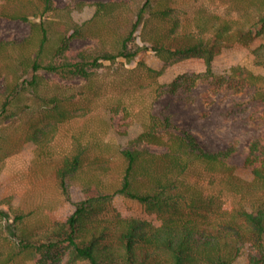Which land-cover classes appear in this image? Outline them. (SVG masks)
Segmentation results:
<instances>
[{"label":"trees","instance_id":"obj_1","mask_svg":"<svg viewBox=\"0 0 264 264\" xmlns=\"http://www.w3.org/2000/svg\"><path fill=\"white\" fill-rule=\"evenodd\" d=\"M155 2L133 0L136 19L130 31L117 40L113 51L98 52L73 50L72 43L86 36L96 18L116 13L120 6L114 1L79 3L71 8L69 22L58 37L52 32L53 22L31 21L32 15L42 17L56 12V0H40L38 5H33L34 12H3L12 19L30 22L33 32L22 40L0 41V57L10 50L16 52L18 56L14 57V66L10 69H21L26 77L22 80L18 76L1 88L6 97L0 118L5 114L12 116L13 107L23 106L24 98L29 96L42 102L38 109L43 115L41 122L47 125L48 120L67 121L72 117L68 101L74 97L60 92L45 93L46 74L75 82L89 78L90 71L99 68L104 61H133L147 51L155 53L158 61L157 66L149 67L148 71L159 75L167 71L166 64L172 59H198L202 73L184 72L171 83L174 92L185 86L194 87L202 79H216L214 62L222 47L233 48L242 40L251 43L264 34V14L248 31L240 29L229 36L221 31L216 38L181 33L178 20L169 31L155 26L153 34H147L148 25L155 19L163 23L173 21L169 18L174 8L155 6ZM141 29H144L142 44L136 39ZM34 46L35 56L28 52ZM262 48L253 52L264 64ZM158 57L161 60H157ZM236 68L233 66V71ZM241 75L245 82L260 79L246 71ZM33 128L28 141L43 147L53 140L54 126L49 130L40 125ZM150 145L163 150L152 151ZM88 149V143L77 139L74 149L57 169L60 188L67 200L63 222L38 234L27 229L24 217L17 215L15 249L0 258V264L11 263L18 254L33 255L36 264H234L248 244L253 247L249 264H264V206L231 210L221 198L208 195L200 184L187 178L189 171L201 164L209 172L222 174L233 193L240 192L245 183L264 186V141L255 140L251 145L245 160V167L252 173V178H248L230 162L235 153L233 147L211 152L201 148L192 134L176 132L169 118L151 120L145 130L121 150L127 167L114 192L107 190L100 178V174L103 176L107 171L97 167ZM116 195L139 201L158 221L125 217L113 210L112 199ZM2 197L0 193V204L12 206L11 198ZM111 210V216L104 215ZM6 216L7 212L0 209V221Z\"/></svg>","mask_w":264,"mask_h":264},{"label":"rangeland","instance_id":"obj_2","mask_svg":"<svg viewBox=\"0 0 264 264\" xmlns=\"http://www.w3.org/2000/svg\"><path fill=\"white\" fill-rule=\"evenodd\" d=\"M110 1L120 9L114 14L96 18L88 28L91 31L87 30L85 37L74 40L72 48L92 52L113 51L117 40L130 31L136 19L133 0H56V12L42 17L40 14L39 17L32 15L31 21L53 22L52 32L58 37L69 22L68 11L71 8L79 3ZM39 3L40 0H0V41L22 40L33 32L30 22L12 19L3 12H34L33 5ZM160 5L174 8L169 18L173 21L163 23L155 19L148 25L147 34H153L155 26L169 31L173 28L172 23L178 20V32L216 38L220 31L225 35L236 34L240 29L246 32L264 14V0H156L155 6ZM91 10L95 11V7ZM143 30L136 35L140 44L143 43ZM249 42L242 40V43L232 45L233 48L222 47L218 51L214 62L216 79H202L196 86H185L176 92L171 83L177 76L184 72L202 73L198 59H172L166 64L167 71L165 69L166 72L159 75L148 71L149 67L157 66L158 61L155 53L147 51L133 61H104L99 68L90 71L89 78L75 82L46 74L45 93L60 92L74 97L68 101L72 117L64 122L57 120L59 123L48 120L46 125L41 122L43 115L38 112L42 102L26 96L25 108L13 107L12 116L5 114L0 118V193L3 199H12V206L0 204V209L7 212L0 221V258L15 249L17 215L24 217L27 229L38 234L63 222L67 200L56 173L65 156L74 149L77 139L89 144L91 160L107 171L103 176L100 174V178L109 192L119 187L127 167L121 150L128 147L151 120L167 118L176 132L192 134L203 149L217 152L233 147L235 153L231 164L240 168L244 177L252 178L251 171L245 167V160L252 143L264 141V64L253 51L264 47V34ZM35 50L36 46L30 47L28 52L34 54ZM17 56L10 50L0 57V109L6 97L1 91L5 83L18 76L22 80L26 78L21 69H10ZM233 66L237 67L234 71ZM245 71L260 79L251 83L243 81L241 73ZM221 77L223 79L219 80ZM34 125L45 130L54 126L53 140L43 147L28 141ZM149 148L152 151L163 150L151 145ZM187 178L200 184L208 195L221 198L231 210L264 206L263 185L249 186L245 183L241 185L240 192L233 193L222 174L209 172L201 164L193 167ZM112 209L125 217L158 221L157 217L146 212L142 203L122 195L112 199ZM112 214L111 210L104 215ZM252 253L253 247L246 245L234 264H249ZM36 263L33 255L18 254L9 264Z\"/></svg>","mask_w":264,"mask_h":264}]
</instances>
